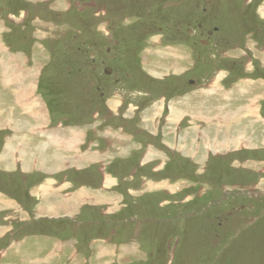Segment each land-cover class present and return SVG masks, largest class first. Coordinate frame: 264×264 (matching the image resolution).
<instances>
[{
    "label": "rangeland",
    "instance_id": "obj_1",
    "mask_svg": "<svg viewBox=\"0 0 264 264\" xmlns=\"http://www.w3.org/2000/svg\"><path fill=\"white\" fill-rule=\"evenodd\" d=\"M3 103L0 264H264V0H0Z\"/></svg>",
    "mask_w": 264,
    "mask_h": 264
},
{
    "label": "crops",
    "instance_id": "obj_2",
    "mask_svg": "<svg viewBox=\"0 0 264 264\" xmlns=\"http://www.w3.org/2000/svg\"><path fill=\"white\" fill-rule=\"evenodd\" d=\"M5 81L7 80V78L6 79H4ZM11 81H13V80H11ZM10 81V82H11ZM14 82V81H13ZM23 84V86H24V83H22ZM21 87H22V85H21ZM24 91H25V89H24ZM23 91V92H24ZM30 91V90H29ZM19 99V98H18ZM21 99H19V101H20ZM13 101V100H12ZM22 101V100H21ZM14 102V101H13ZM3 104H5V103H3ZM14 104V103H13ZM6 105V104H5ZM20 106H22L21 104H20ZM3 107V106H2ZM22 107H24V106H22ZM27 107V106H26ZM5 108V110H3L4 111V113L1 111L0 113L2 114V116H4L5 117V121L6 122H10V121H12V120H14V117H15V119L17 120V117H16V114H18L17 113V108L15 107V106H13V107H11V108H9V109H11V110H8L7 108V105L4 107ZM6 110H8V111H6ZM33 110V109H32ZM36 112V111H35ZM40 112L42 113L43 111L42 110H40ZM34 114H36V113H34ZM39 113L38 114H36L35 116L38 118V119H40L39 118ZM24 122V121H23ZM30 124V123H29ZM29 127L31 128V130H32V132H34V130L37 128V126L36 127H33V125L31 124V125H29ZM36 132V131H35ZM39 132V130L37 131V133ZM58 137V136H57ZM47 140H48V138H47ZM39 146H42L43 148H45L46 147V145H45V143L44 142H40L39 143ZM3 157H5L4 155H2V159H3ZM11 164V163H10ZM19 164L16 162H14L13 163V167L11 166V165H8L7 167L9 168V169H14L16 166H18ZM66 204V203H65ZM68 209H69V207H68ZM69 211V210H68ZM41 235H44V234H39V235H37V236H41ZM40 239H43V236L42 237H40ZM42 243H43V241H41L40 242V244L38 245V247H41V246H43L42 245Z\"/></svg>",
    "mask_w": 264,
    "mask_h": 264
}]
</instances>
